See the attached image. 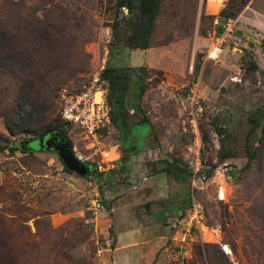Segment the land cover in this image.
<instances>
[{"label": "rangeland", "instance_id": "obj_1", "mask_svg": "<svg viewBox=\"0 0 264 264\" xmlns=\"http://www.w3.org/2000/svg\"><path fill=\"white\" fill-rule=\"evenodd\" d=\"M247 2L209 60L208 34L230 0H163L146 51L128 48L132 15L116 0H0V146L18 149L0 152L5 264H264V0ZM111 56L144 80L139 100L133 78L126 121L151 127L126 131L125 145L112 125L100 142L68 127L74 153L98 167L83 178L28 142L61 122L60 92L82 89ZM251 117L261 126L247 167ZM222 151L231 156L220 163ZM166 162L179 163L180 181ZM96 198L111 208L92 215ZM194 201L206 212L201 230L184 216ZM199 244L211 245L202 260Z\"/></svg>", "mask_w": 264, "mask_h": 264}, {"label": "trees", "instance_id": "obj_2", "mask_svg": "<svg viewBox=\"0 0 264 264\" xmlns=\"http://www.w3.org/2000/svg\"><path fill=\"white\" fill-rule=\"evenodd\" d=\"M162 1L163 0H139V3L137 4L135 0H116L117 11L121 12L123 8H127L128 10L131 11L132 16L130 18H133V19L129 18L130 20L125 19L127 28L131 30L129 43L127 44L128 48L132 50L134 49L136 51L138 50L146 51L150 48L151 38L154 32L156 20L158 19L161 11ZM234 1L230 0L231 3H229V6L225 7V9H222L220 11L218 18L216 19L218 23L217 24L215 23L216 20H214L213 22L214 30L216 31V34L219 36H221L224 32L223 30L224 23L229 20H235L240 15L245 5L248 3L247 0H244V2L241 1L234 2ZM133 11H136V13H134ZM121 24H122L121 20L115 21V23L113 24V35L118 34L119 30L122 27ZM260 48L264 52V41L261 43ZM110 54H112V50L110 51ZM116 60L117 59L112 58L111 56L106 67L102 72V78L105 81H107L109 85L108 101L112 108L111 125L119 132L120 137L123 138L125 145L128 139H125V136H123V134L124 133L127 134L126 131H128V134L131 135L138 126L149 124L151 127V124L148 122H144V120H139L138 122L136 123L133 122L132 124L126 121L127 114L129 112L126 107L127 98H128L129 89L131 87V83L134 81L133 78H136L134 81V85L139 89V92L137 94V99L139 100H141L143 97V94L145 92V85L141 74H139L138 76L132 75L131 72H133L134 68L130 69L126 67H116L117 66L115 64ZM200 68L201 66L197 64L196 71L200 72ZM145 69L146 68L143 67L139 68L140 71H144ZM135 112H143L141 107H139L137 103L135 104V108H134V113ZM60 121H61L60 123H53V125L46 126L43 132L51 129H58L60 132L67 135L66 130L68 127L70 128V125L64 122L63 120H61V118ZM249 122L252 124V127L247 136V154L249 160L247 163V167L251 166L252 162L256 159V152L254 150L252 151L251 149V141L252 138L256 135V130L261 126V121L259 118L251 117L249 119ZM7 129L10 133L13 132L11 126L7 125ZM106 129L100 132L103 133ZM133 147L134 146L127 148V146H122V150L128 152L131 151ZM6 150H9L12 154H14L18 149L15 148L9 149V147L0 146V152H5ZM42 152H46V151H42ZM230 156H231L230 153L222 151L220 154L219 162L223 163V161L228 159ZM166 163L168 164L167 172L172 173L178 179V181H180V179H182V176L185 175V173L182 170V168L179 166V163L178 162H176L175 164L169 162ZM216 167H218V165H214L206 169L207 177L212 176V173L214 172V168L216 169ZM64 168L67 172L74 174L70 170H68L65 166ZM101 203L104 205V207H107L108 209L111 208L108 202L103 200L101 201ZM5 223H7L6 219L0 217L1 230L5 228L6 225ZM209 246L211 245H206V244L196 245V250H197L196 253L201 260L203 256L202 251H204V247L206 249ZM214 247L217 249L216 253L227 259V256H225V253L221 245H214ZM5 248H6L5 242L3 241V239H0V264H5L6 262ZM205 251L209 252L208 249Z\"/></svg>", "mask_w": 264, "mask_h": 264}, {"label": "built area", "instance_id": "obj_3", "mask_svg": "<svg viewBox=\"0 0 264 264\" xmlns=\"http://www.w3.org/2000/svg\"><path fill=\"white\" fill-rule=\"evenodd\" d=\"M215 23L217 24L218 21L216 20ZM234 27L235 21L229 20L223 25L224 34L221 37L217 36L216 31L208 34V40L212 42L207 52L209 60H216L221 55L222 46L226 43L227 38L236 32ZM103 70L91 74L82 89L65 88L60 92L59 97L61 102L60 118L72 127L81 126L86 137L94 142H100V131L112 123V108L108 101L109 85L102 78ZM76 156L81 162L86 163L87 159L82 155L77 154ZM199 179L202 180V178ZM95 196L99 197V194ZM104 210L105 207L98 198L92 199L88 203L87 211L93 213L92 215ZM205 214L204 205L194 201L190 211L185 215V219H190L188 223L191 230H201V227L205 225ZM221 247L226 255H232L230 245L221 244Z\"/></svg>", "mask_w": 264, "mask_h": 264}, {"label": "water", "instance_id": "obj_4", "mask_svg": "<svg viewBox=\"0 0 264 264\" xmlns=\"http://www.w3.org/2000/svg\"><path fill=\"white\" fill-rule=\"evenodd\" d=\"M48 134L49 132L45 133L44 137ZM44 137L43 139L39 140L38 147L40 149H52L56 151L60 157V160L68 170L83 178H86L88 176L89 170H91V167L93 168L94 166H88L87 163H83L77 158L76 154L73 151L71 142H66L64 138L62 140H59L58 136H50V138L44 143ZM55 141L59 142L56 143Z\"/></svg>", "mask_w": 264, "mask_h": 264}, {"label": "flooded vegetation", "instance_id": "obj_5", "mask_svg": "<svg viewBox=\"0 0 264 264\" xmlns=\"http://www.w3.org/2000/svg\"><path fill=\"white\" fill-rule=\"evenodd\" d=\"M47 132H49V134L44 137L45 133H47ZM50 136H55V137L58 136L59 140H62L64 138L66 140V142H70V139H69L68 135L60 132L58 129H51V130H47V131L39 134L37 137H35L32 140H30L28 142V147L27 148L29 150H33L34 147L33 146L31 147L32 144L38 146L39 145V140L43 139V137H44V143H45L50 138ZM55 142L58 143L59 141H55ZM38 149H40V148L38 147ZM41 151L54 152V153L57 154V152L52 150V149L44 150V149L41 148ZM86 163H87L88 166H94L93 168L91 167V170H89V173H88L87 177L94 176L95 174L98 173V168L96 167V165L94 163H90V162H86Z\"/></svg>", "mask_w": 264, "mask_h": 264}, {"label": "bare ground", "instance_id": "obj_6", "mask_svg": "<svg viewBox=\"0 0 264 264\" xmlns=\"http://www.w3.org/2000/svg\"><path fill=\"white\" fill-rule=\"evenodd\" d=\"M106 156H109V154L107 153V155Z\"/></svg>", "mask_w": 264, "mask_h": 264}, {"label": "crops", "instance_id": "obj_7", "mask_svg": "<svg viewBox=\"0 0 264 264\" xmlns=\"http://www.w3.org/2000/svg\"><path fill=\"white\" fill-rule=\"evenodd\" d=\"M223 30H224V28H223ZM223 34H224V32H223ZM223 34H222V35H223Z\"/></svg>", "mask_w": 264, "mask_h": 264}]
</instances>
